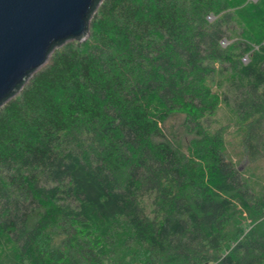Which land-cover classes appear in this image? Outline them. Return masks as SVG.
I'll return each mask as SVG.
<instances>
[{
	"label": "trees",
	"instance_id": "trees-1",
	"mask_svg": "<svg viewBox=\"0 0 264 264\" xmlns=\"http://www.w3.org/2000/svg\"><path fill=\"white\" fill-rule=\"evenodd\" d=\"M98 7L0 103V264H264V191L210 127L229 104L264 161V0Z\"/></svg>",
	"mask_w": 264,
	"mask_h": 264
},
{
	"label": "water",
	"instance_id": "water-1",
	"mask_svg": "<svg viewBox=\"0 0 264 264\" xmlns=\"http://www.w3.org/2000/svg\"><path fill=\"white\" fill-rule=\"evenodd\" d=\"M100 0H0V103L43 66L59 42L87 39Z\"/></svg>",
	"mask_w": 264,
	"mask_h": 264
},
{
	"label": "rangeland",
	"instance_id": "rangeland-1",
	"mask_svg": "<svg viewBox=\"0 0 264 264\" xmlns=\"http://www.w3.org/2000/svg\"><path fill=\"white\" fill-rule=\"evenodd\" d=\"M212 86L216 92L219 90L216 88L214 81H212ZM211 123L210 127L219 129L221 131V139L223 145V152L226 157L231 160V164L241 171L245 177L249 178L250 182L253 184L254 191H264V161L261 159H256L252 162L247 161L245 156V151H243L242 138L244 135L243 124L236 117L235 113L231 111L229 104H223L218 102L217 108L213 110L210 117ZM62 235L59 231L54 230V236L52 240L59 242ZM55 242V243H56ZM54 243V244H55ZM6 258L7 256L4 255ZM129 264H140L139 260L131 261Z\"/></svg>",
	"mask_w": 264,
	"mask_h": 264
}]
</instances>
